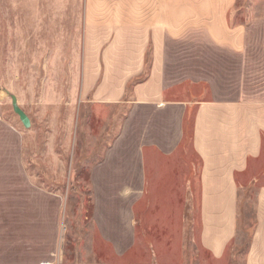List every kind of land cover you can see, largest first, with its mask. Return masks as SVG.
Segmentation results:
<instances>
[{"label": "crops", "instance_id": "1", "mask_svg": "<svg viewBox=\"0 0 264 264\" xmlns=\"http://www.w3.org/2000/svg\"><path fill=\"white\" fill-rule=\"evenodd\" d=\"M238 1L84 0L74 93L96 118L118 111L90 170L93 223L115 258L138 239L141 201L167 196L181 214L195 182L213 264H233L241 193L255 196L244 264H264V15ZM6 137L0 114V264H60L63 197L23 187V161L7 170Z\"/></svg>", "mask_w": 264, "mask_h": 264}, {"label": "rangeland", "instance_id": "2", "mask_svg": "<svg viewBox=\"0 0 264 264\" xmlns=\"http://www.w3.org/2000/svg\"><path fill=\"white\" fill-rule=\"evenodd\" d=\"M249 2L254 14L264 15V0H239L238 5ZM84 6V0H0V114L7 127V170L10 160L20 159L28 176L23 187L28 182L63 197L60 264H213L198 239L195 182L188 210L184 199L181 214L166 205L167 196L152 195L151 205H137L138 239L124 255L113 257L99 238L90 170L107 140L101 129L117 127L119 116L115 107H105L98 111L102 118H96L74 93L86 41ZM240 200L238 239L229 254L233 264H244L255 225L254 193H241ZM31 239L22 237L24 244Z\"/></svg>", "mask_w": 264, "mask_h": 264}]
</instances>
